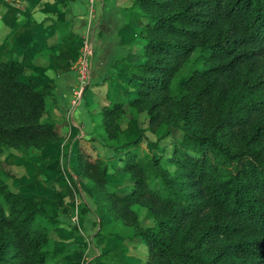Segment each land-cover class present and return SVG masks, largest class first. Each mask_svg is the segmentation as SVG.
<instances>
[{
  "label": "trees",
  "instance_id": "16d2710c",
  "mask_svg": "<svg viewBox=\"0 0 264 264\" xmlns=\"http://www.w3.org/2000/svg\"><path fill=\"white\" fill-rule=\"evenodd\" d=\"M125 20L136 36L99 95L96 120L105 140L120 142L128 188L110 186L109 159L74 156L90 188L80 216L91 210L131 227L100 257L264 264V0H131ZM22 71L20 61L0 59V152L25 159L60 134L43 118L51 90ZM126 107L145 112L150 150L138 149L141 133L125 140ZM59 223L49 203L0 183V264H69L77 230L63 239ZM132 240L143 260L126 255Z\"/></svg>",
  "mask_w": 264,
  "mask_h": 264
},
{
  "label": "crops",
  "instance_id": "0c3cea01",
  "mask_svg": "<svg viewBox=\"0 0 264 264\" xmlns=\"http://www.w3.org/2000/svg\"><path fill=\"white\" fill-rule=\"evenodd\" d=\"M85 1L0 0V59L20 61L22 79L49 87L52 95L45 100L44 116L56 117L59 112L68 125L61 134L69 132L73 138L92 136L91 118L97 116L99 95L116 75L137 32L126 24L124 0H101L93 14ZM84 36L92 46L87 83L97 89L96 103L91 108L81 103L83 87L79 102L68 113L77 83L75 53Z\"/></svg>",
  "mask_w": 264,
  "mask_h": 264
},
{
  "label": "rangeland",
  "instance_id": "374dc122",
  "mask_svg": "<svg viewBox=\"0 0 264 264\" xmlns=\"http://www.w3.org/2000/svg\"><path fill=\"white\" fill-rule=\"evenodd\" d=\"M100 1L92 4L89 10L90 14L94 13V7ZM130 1L124 0V5L128 6ZM81 44L82 39L79 50ZM96 90L92 84L87 83L84 86L81 103H84L87 108L93 107L96 103ZM44 115L43 118L47 122L54 123L60 137L56 140H50L42 150L31 147L29 155L25 159L16 157L18 153L12 150L11 152H0V183L4 182L10 189L19 190L32 199L49 203L53 214L60 220L58 225L60 234L58 236L66 239L69 236L67 232L74 231L73 229L77 230L73 248L67 255H64L69 264H104L107 258L111 261L112 253L107 258L106 256L100 257L99 253L119 244L118 235L126 236L131 227H126L118 218L111 219V217L104 216L99 218L91 210L83 217L80 216V208L87 204L90 205V188L87 179L80 174L78 175L75 169L74 156L76 151H81L90 158L99 156L103 159H109L112 170L109 169L107 173L108 182L117 190L124 191L129 184L125 181L124 174L119 167L120 149L116 147L120 142L103 138V130L99 127L97 117L91 118L93 123L92 136L88 137L87 134H84L73 138L72 133L61 134L62 131L68 129V125L59 112L56 117L50 118ZM71 127L73 128V126ZM120 128L127 141L136 138L141 133L138 145L140 151L151 149L148 142L153 140L155 135L147 127V119L143 110L133 113L132 110L128 111L126 107L121 115ZM178 135L179 132H176L175 136ZM66 143H68L67 146L64 145ZM65 158L67 162L62 164L61 161ZM59 191H64V193H59ZM91 206L93 208V205ZM129 209L135 213L142 225L150 222L143 216L144 207L133 204ZM52 234L55 239L58 237L54 232ZM121 242L124 243V241ZM126 243L128 244L126 255L131 254L143 260L146 255L144 246L135 240ZM128 262L129 259L125 258L121 264ZM140 264H143V261Z\"/></svg>",
  "mask_w": 264,
  "mask_h": 264
},
{
  "label": "built area",
  "instance_id": "2783aa9c",
  "mask_svg": "<svg viewBox=\"0 0 264 264\" xmlns=\"http://www.w3.org/2000/svg\"><path fill=\"white\" fill-rule=\"evenodd\" d=\"M99 0H86V5L91 9L92 4ZM81 49L75 59L74 66L77 73V83L74 88V95L70 98L67 108L68 113H71L72 109L80 100V91L89 80V57L92 54L91 41L88 37H82Z\"/></svg>",
  "mask_w": 264,
  "mask_h": 264
}]
</instances>
